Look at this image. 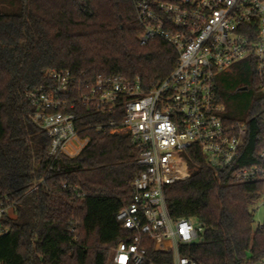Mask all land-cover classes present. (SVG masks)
<instances>
[{
	"label": "trees",
	"instance_id": "1",
	"mask_svg": "<svg viewBox=\"0 0 264 264\" xmlns=\"http://www.w3.org/2000/svg\"><path fill=\"white\" fill-rule=\"evenodd\" d=\"M18 1V14L0 9V195L18 202L4 222L10 231L0 238V264H108L112 251L133 237L116 218L131 203L139 154L129 136L96 131L111 117L77 104L76 127L89 143L77 157L51 159L50 139L31 121L26 95L52 87L50 72L88 84L138 79L150 88L173 73L177 54L159 41L140 46L129 0ZM218 84L223 105L231 89L248 88L246 111L226 118L247 125L240 164L251 165L264 149V98L254 71L240 64ZM189 164L190 179L167 190L168 207L173 219L192 220L205 233L181 254L197 264H264V221L254 228L264 183L235 184L231 173H215L200 156ZM62 183L84 197L61 191ZM145 247L150 262L172 264V252H157L152 242Z\"/></svg>",
	"mask_w": 264,
	"mask_h": 264
},
{
	"label": "built area",
	"instance_id": "2",
	"mask_svg": "<svg viewBox=\"0 0 264 264\" xmlns=\"http://www.w3.org/2000/svg\"><path fill=\"white\" fill-rule=\"evenodd\" d=\"M129 1L141 30L140 46L159 41L171 47L177 54L173 73L147 88L138 79L103 77L88 84L70 73L50 72L52 87L26 95L30 119L50 139L53 160L77 157L89 143L76 127L77 104L111 117L96 131L127 135L138 152L141 172L132 200L116 218L133 237L112 251L108 264H155L148 260V242L157 252H172V264H197L181 254V247L202 243L205 228L173 219L166 193L190 179L189 163L197 156L215 173H231L235 184L264 183V149L253 164L241 166L248 127L227 120L217 88L222 75L247 63L264 98V0ZM260 120L264 126V113ZM60 189L84 197L67 183ZM17 207V201L0 195V238L9 233L4 222Z\"/></svg>",
	"mask_w": 264,
	"mask_h": 264
},
{
	"label": "rangeland",
	"instance_id": "3",
	"mask_svg": "<svg viewBox=\"0 0 264 264\" xmlns=\"http://www.w3.org/2000/svg\"><path fill=\"white\" fill-rule=\"evenodd\" d=\"M20 2L18 0H0V9H7L9 12L18 14L20 11ZM218 87H220L221 93L223 94V89L220 84H218ZM251 94H253V91L251 90ZM255 96L256 93L254 92ZM227 102L225 103L224 107L227 110L224 115H234V112H237L238 114L243 111H246L247 106V95L243 92H239L237 90H232L230 93H228ZM12 216V215H11ZM264 221V202L260 201L257 206L255 207L254 212V228H256L258 225H261Z\"/></svg>",
	"mask_w": 264,
	"mask_h": 264
},
{
	"label": "flooded vegetation",
	"instance_id": "4",
	"mask_svg": "<svg viewBox=\"0 0 264 264\" xmlns=\"http://www.w3.org/2000/svg\"><path fill=\"white\" fill-rule=\"evenodd\" d=\"M242 89H245V90H242ZM239 91L246 94L248 92V88L247 87H243V88H240Z\"/></svg>",
	"mask_w": 264,
	"mask_h": 264
},
{
	"label": "water",
	"instance_id": "5",
	"mask_svg": "<svg viewBox=\"0 0 264 264\" xmlns=\"http://www.w3.org/2000/svg\"><path fill=\"white\" fill-rule=\"evenodd\" d=\"M242 90H245V89H242Z\"/></svg>",
	"mask_w": 264,
	"mask_h": 264
}]
</instances>
